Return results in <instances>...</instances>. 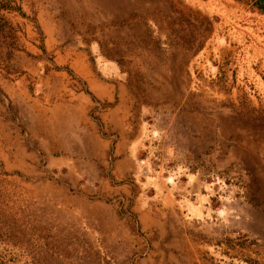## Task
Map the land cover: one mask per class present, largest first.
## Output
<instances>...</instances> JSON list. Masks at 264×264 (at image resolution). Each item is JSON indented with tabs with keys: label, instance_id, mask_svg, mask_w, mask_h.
I'll use <instances>...</instances> for the list:
<instances>
[{
	"label": "rangeland",
	"instance_id": "obj_1",
	"mask_svg": "<svg viewBox=\"0 0 264 264\" xmlns=\"http://www.w3.org/2000/svg\"><path fill=\"white\" fill-rule=\"evenodd\" d=\"M11 1L0 264H264V12Z\"/></svg>",
	"mask_w": 264,
	"mask_h": 264
},
{
	"label": "trees",
	"instance_id": "obj_2",
	"mask_svg": "<svg viewBox=\"0 0 264 264\" xmlns=\"http://www.w3.org/2000/svg\"><path fill=\"white\" fill-rule=\"evenodd\" d=\"M237 1H246V0H237ZM251 6L255 7L257 10H260L264 12V0H250ZM13 3L11 0H0V29L1 27L4 28V26L9 25L7 20L3 18L1 12L3 10L9 11L12 10Z\"/></svg>",
	"mask_w": 264,
	"mask_h": 264
}]
</instances>
